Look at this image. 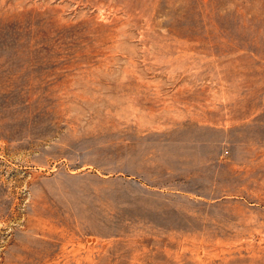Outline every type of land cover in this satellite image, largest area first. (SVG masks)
Instances as JSON below:
<instances>
[{
	"label": "rangeland",
	"instance_id": "obj_1",
	"mask_svg": "<svg viewBox=\"0 0 264 264\" xmlns=\"http://www.w3.org/2000/svg\"><path fill=\"white\" fill-rule=\"evenodd\" d=\"M0 264H264V0H0Z\"/></svg>",
	"mask_w": 264,
	"mask_h": 264
}]
</instances>
